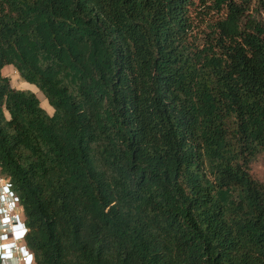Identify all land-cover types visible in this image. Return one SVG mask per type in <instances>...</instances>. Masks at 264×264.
<instances>
[{"label": "trees", "instance_id": "obj_1", "mask_svg": "<svg viewBox=\"0 0 264 264\" xmlns=\"http://www.w3.org/2000/svg\"><path fill=\"white\" fill-rule=\"evenodd\" d=\"M260 156L264 0H0V167L36 264H264Z\"/></svg>", "mask_w": 264, "mask_h": 264}, {"label": "built area", "instance_id": "obj_2", "mask_svg": "<svg viewBox=\"0 0 264 264\" xmlns=\"http://www.w3.org/2000/svg\"><path fill=\"white\" fill-rule=\"evenodd\" d=\"M7 223L11 225L13 236L25 238L28 230L25 225L20 198L13 190V184L10 180L2 175L0 167V224L5 225ZM21 249L25 250L27 254L23 259H19L17 264H36L34 254L25 244L22 245Z\"/></svg>", "mask_w": 264, "mask_h": 264}, {"label": "rangeland", "instance_id": "obj_3", "mask_svg": "<svg viewBox=\"0 0 264 264\" xmlns=\"http://www.w3.org/2000/svg\"><path fill=\"white\" fill-rule=\"evenodd\" d=\"M202 7L198 6V2L195 7L192 8V18L194 19L196 29L194 31V35L198 40H203L204 32L207 30L205 24H203V12H201ZM216 15L214 13L211 14V17L207 18V22L210 21L211 18L216 19ZM196 40V41H198ZM3 75L10 79L11 86L17 90H31L33 91L42 107L50 114L53 115L54 109L50 106L49 102L46 100L45 96L38 90V88L34 85L26 83L19 75V73L15 70L14 67H6L3 70ZM249 169L252 176L256 179L262 180L264 178V157H259L255 161L249 164Z\"/></svg>", "mask_w": 264, "mask_h": 264}, {"label": "clouds", "instance_id": "obj_4", "mask_svg": "<svg viewBox=\"0 0 264 264\" xmlns=\"http://www.w3.org/2000/svg\"><path fill=\"white\" fill-rule=\"evenodd\" d=\"M23 244L26 245L25 238L13 236L11 225L9 223L5 225L0 224V264H17L19 259L26 257V251L21 249Z\"/></svg>", "mask_w": 264, "mask_h": 264}]
</instances>
